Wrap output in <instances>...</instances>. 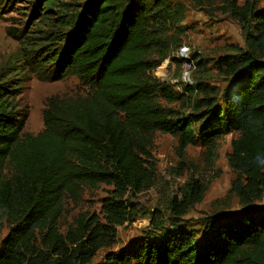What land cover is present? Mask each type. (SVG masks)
Listing matches in <instances>:
<instances>
[{
    "label": "trees",
    "instance_id": "16d2710c",
    "mask_svg": "<svg viewBox=\"0 0 264 264\" xmlns=\"http://www.w3.org/2000/svg\"><path fill=\"white\" fill-rule=\"evenodd\" d=\"M185 1L228 16L243 40L214 63L194 53L192 86L153 75L168 59L181 65L171 57L185 33L180 3L0 0V13L25 11L30 22L7 30L19 67L0 75V232L8 230L0 264H93L134 216L127 194L153 184L148 159L155 134L176 139L180 152L200 144L211 154L229 133L236 137L228 194L243 209L212 217L199 235L181 227L143 235L98 264H264V214L251 207L264 199V166L255 162L264 158V0ZM213 69L223 88L205 83ZM27 77L45 83L74 77L86 91L48 99L44 129L23 135L19 96ZM99 185L111 187L101 201L102 221L84 213L61 232L65 199ZM180 192V201L170 202L175 220L202 201L205 188L191 179Z\"/></svg>",
    "mask_w": 264,
    "mask_h": 264
},
{
    "label": "rangeland",
    "instance_id": "374dc122",
    "mask_svg": "<svg viewBox=\"0 0 264 264\" xmlns=\"http://www.w3.org/2000/svg\"><path fill=\"white\" fill-rule=\"evenodd\" d=\"M169 1L180 3L185 8V19L181 24L185 33L181 38V46L188 47L191 53L211 59L214 63L225 54L224 49L228 45L240 47L243 45L239 26L228 16L219 11L212 14L200 12L185 0ZM236 1L241 4L244 0ZM23 5L25 4L20 2L15 7ZM21 13L25 11L5 10L0 13V75L10 73L9 69L19 67L14 61L17 44L8 38L6 33L9 28L21 30L28 24V17ZM177 50L178 48L173 49L171 56L176 61H178ZM21 72L22 68L19 70V73ZM192 72L193 70L190 72V77L193 80ZM181 73L182 63L177 66L174 61L168 59L154 71L153 75L160 82L176 85L180 81ZM205 83L216 85L218 89L225 85L224 81L216 76L215 69L206 77ZM85 91L74 77L47 83L33 77L24 78L19 96L20 116L24 118L22 134L36 136L44 129L42 114L48 99L76 97L84 94ZM235 137L234 133L223 136L216 142L210 154L200 144L188 146L180 152L176 139L169 135L155 134L148 159L154 167L153 184L132 198L127 194L130 203L134 205V216L130 222L117 227L116 244L109 249L100 250L93 264L101 263L105 253L109 251L117 253L143 235H156L159 230L166 231L177 227L195 231L199 235L212 217L225 211L242 210L243 207L239 205L237 198L228 194L234 174L229 168L227 158L230 154L231 141ZM191 179L205 188L203 199L182 218L175 220L171 214L170 202L180 201L181 188ZM110 190L111 187L105 185L96 188L85 187L80 190L75 201L67 197L58 224L60 231H65L76 216L84 213L96 215L102 221L101 201L109 195ZM251 207L264 214V199ZM7 232V228L2 229L0 242Z\"/></svg>",
    "mask_w": 264,
    "mask_h": 264
},
{
    "label": "built area",
    "instance_id": "2783aa9c",
    "mask_svg": "<svg viewBox=\"0 0 264 264\" xmlns=\"http://www.w3.org/2000/svg\"><path fill=\"white\" fill-rule=\"evenodd\" d=\"M181 49H186V51H182ZM194 53H191L190 49L186 46H180L177 50V58L182 63V73L180 77V83L184 86H192L193 80L190 77V72L193 69L191 59Z\"/></svg>",
    "mask_w": 264,
    "mask_h": 264
},
{
    "label": "clouds",
    "instance_id": "9594fccd",
    "mask_svg": "<svg viewBox=\"0 0 264 264\" xmlns=\"http://www.w3.org/2000/svg\"><path fill=\"white\" fill-rule=\"evenodd\" d=\"M182 51H186V49H181ZM256 163H258L260 166H264V158H261V157H257L256 158Z\"/></svg>",
    "mask_w": 264,
    "mask_h": 264
}]
</instances>
